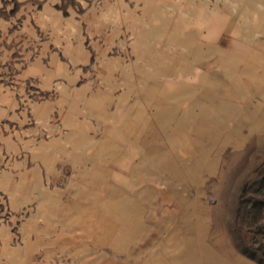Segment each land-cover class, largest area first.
Returning a JSON list of instances; mask_svg holds the SVG:
<instances>
[{
  "label": "rangeland",
  "instance_id": "rangeland-1",
  "mask_svg": "<svg viewBox=\"0 0 264 264\" xmlns=\"http://www.w3.org/2000/svg\"><path fill=\"white\" fill-rule=\"evenodd\" d=\"M216 255L264 264V0H0V264Z\"/></svg>",
  "mask_w": 264,
  "mask_h": 264
},
{
  "label": "bare ground",
  "instance_id": "bare-ground-1",
  "mask_svg": "<svg viewBox=\"0 0 264 264\" xmlns=\"http://www.w3.org/2000/svg\"><path fill=\"white\" fill-rule=\"evenodd\" d=\"M203 77V76H202ZM195 94V93H194ZM218 105H220V104H218ZM208 106V105H207ZM210 107V106H209ZM208 107V108H209ZM214 108V107H213ZM225 108V107H224ZM229 110V109H228ZM223 112V111H222ZM226 112V111H225ZM227 113V112H226ZM202 114V113H201ZM218 114V113H217ZM233 114V113H232ZM234 115V114H233ZM215 118V117H214ZM122 226V225H121ZM123 229H124V226H123ZM123 229H121V230H123ZM114 239V238H113ZM114 243V242H113ZM121 244V243H120ZM168 254V253H167ZM221 256V255H220ZM219 255H216V257L214 256L213 258H214V262H216L215 264H232V263H229L228 261H225V260H222V259H220V258H222V257H220ZM234 259V258H233ZM237 260V259H236ZM162 262V261H161ZM182 262V261H181ZM213 262V263H214ZM163 263V262H162ZM163 264H165V263H163Z\"/></svg>",
  "mask_w": 264,
  "mask_h": 264
}]
</instances>
